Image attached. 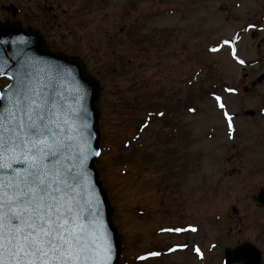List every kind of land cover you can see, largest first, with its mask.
Listing matches in <instances>:
<instances>
[{
  "label": "rangeland",
  "instance_id": "374dc122",
  "mask_svg": "<svg viewBox=\"0 0 264 264\" xmlns=\"http://www.w3.org/2000/svg\"><path fill=\"white\" fill-rule=\"evenodd\" d=\"M0 22L39 31L100 84L118 264H226L243 240L264 257V81L245 90L264 71V0H0Z\"/></svg>",
  "mask_w": 264,
  "mask_h": 264
},
{
  "label": "snow or ice",
  "instance_id": "6c2138e0",
  "mask_svg": "<svg viewBox=\"0 0 264 264\" xmlns=\"http://www.w3.org/2000/svg\"><path fill=\"white\" fill-rule=\"evenodd\" d=\"M223 45L232 46L233 56L244 64L234 41ZM215 99L225 109L221 97ZM224 116L233 129L232 116L227 111ZM71 123L69 114L33 88L19 90L0 112V264H88L86 255L96 249L103 253L94 225L84 223L77 177L61 159ZM195 251L202 256L199 247ZM93 264L105 262L96 258Z\"/></svg>",
  "mask_w": 264,
  "mask_h": 264
},
{
  "label": "water",
  "instance_id": "95a60500",
  "mask_svg": "<svg viewBox=\"0 0 264 264\" xmlns=\"http://www.w3.org/2000/svg\"><path fill=\"white\" fill-rule=\"evenodd\" d=\"M0 76L11 79L1 90L0 112L11 106L19 90L33 88L69 114L71 140L66 141L61 159L72 167V174L77 177L75 194L84 208V223L94 225L97 244L103 249L102 254L96 249L84 259L88 264H93L96 258L105 264H117L121 238L113 222L114 209L94 165L102 137L96 106L99 84L86 72L83 62L52 52L38 32L25 30L19 24L0 25ZM263 78L264 74L258 80ZM258 201L264 204V190L259 193ZM225 255L229 264H262L261 250L247 240L233 248L227 247Z\"/></svg>",
  "mask_w": 264,
  "mask_h": 264
}]
</instances>
